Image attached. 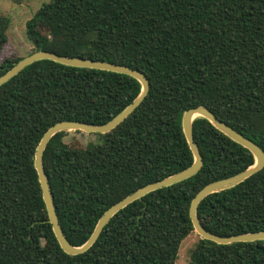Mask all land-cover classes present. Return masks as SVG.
<instances>
[{
    "label": "trees",
    "instance_id": "16d2710c",
    "mask_svg": "<svg viewBox=\"0 0 264 264\" xmlns=\"http://www.w3.org/2000/svg\"><path fill=\"white\" fill-rule=\"evenodd\" d=\"M9 24L0 14V53ZM26 37L32 53L127 66L149 82L125 120L95 134L100 143L78 150L61 131L44 149L58 223L75 247L112 205L193 164L181 124L188 109L207 108L264 152V0H50L27 21ZM20 60L0 62V76ZM140 93L128 75L46 59L0 86V264H175L194 232L189 207L196 193L254 165L247 149L208 120L192 123L201 169L119 210L79 255L61 249L34 168L36 147L52 125L106 124ZM196 216L219 237L263 232L264 168L206 196ZM190 264H264V240H200Z\"/></svg>",
    "mask_w": 264,
    "mask_h": 264
},
{
    "label": "water",
    "instance_id": "95a60500",
    "mask_svg": "<svg viewBox=\"0 0 264 264\" xmlns=\"http://www.w3.org/2000/svg\"><path fill=\"white\" fill-rule=\"evenodd\" d=\"M44 59L72 67L90 68V69H97V70L125 74L136 79L141 85V93L139 94V96L127 108H125L121 113H119L108 123L94 126V125H87L74 121H60L52 125L42 135L36 147L34 153V168L37 172L43 201L45 203L48 214V219L52 226L53 233L61 249L66 254L79 255L86 252L96 242L104 226L109 222L110 218L119 210L130 204L131 202L141 198L142 196L146 195L149 192L181 182L195 175L201 169L203 165L202 157L198 150V146L194 141L193 130H192L193 121L199 117L208 120L217 130H219L225 136H227L234 142L238 143L245 149H247L254 158V165L232 177L209 183L196 193L189 207V217L193 226V231L197 235H199L203 240H208L220 245H228L237 242H253V241L264 240V231L258 233L236 235L231 237H219L217 235L207 232L198 221L196 216V211L200 201L210 194L232 188L240 184L241 182H243L244 180H246L256 172L262 170L264 168V152L254 142L245 138L243 135L233 130L224 122L218 120L214 116V114L210 112L207 108L195 107L188 109L187 111L184 112L181 122L185 139L193 154V158H194L193 164L189 168L174 175H171L162 181L148 184L142 187L141 189L135 191L134 193L128 195L119 202L115 203L110 208H108L104 212V214L100 217L90 238L82 246L75 247L71 245L66 240L58 223L52 196L49 190V185L42 164V154L44 152V149L50 138L56 133L61 131H79V132L92 133V134H105L110 132L116 126H118L123 120H125L142 103V101L148 94L149 82L141 72L137 70H133L127 66H122L108 62H100L85 58L59 56L57 54L46 51H37L31 53L25 58H22L11 69H9L2 76H0V86L3 85L8 80H10L13 76L19 73L26 66L30 65L33 62Z\"/></svg>",
    "mask_w": 264,
    "mask_h": 264
},
{
    "label": "rangeland",
    "instance_id": "374dc122",
    "mask_svg": "<svg viewBox=\"0 0 264 264\" xmlns=\"http://www.w3.org/2000/svg\"><path fill=\"white\" fill-rule=\"evenodd\" d=\"M50 0H0V14L6 16L9 21L7 31L8 41L0 53V62L5 59L25 58L33 51V45L26 37V23L39 8ZM63 138L70 147L84 150L89 143L98 144L102 141L99 135L92 133L67 131ZM200 240H203L195 232L187 236L180 244L178 257L175 264H190V255Z\"/></svg>",
    "mask_w": 264,
    "mask_h": 264
}]
</instances>
